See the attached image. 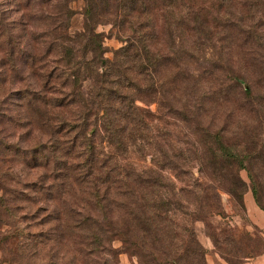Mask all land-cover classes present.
Returning <instances> with one entry per match:
<instances>
[{
    "label": "trees",
    "instance_id": "obj_1",
    "mask_svg": "<svg viewBox=\"0 0 264 264\" xmlns=\"http://www.w3.org/2000/svg\"><path fill=\"white\" fill-rule=\"evenodd\" d=\"M4 1L0 264H193L172 220L264 210V0H84L72 34L70 0Z\"/></svg>",
    "mask_w": 264,
    "mask_h": 264
},
{
    "label": "rangeland",
    "instance_id": "obj_2",
    "mask_svg": "<svg viewBox=\"0 0 264 264\" xmlns=\"http://www.w3.org/2000/svg\"><path fill=\"white\" fill-rule=\"evenodd\" d=\"M69 6L75 12L71 18L69 32L80 30L82 28L83 16L82 8L84 0H70ZM58 4V9H59ZM12 7L6 4L4 0H0V12L5 15V22H10L15 17L12 14ZM108 26L99 28L107 32ZM7 33V32H6ZM104 45L108 48L107 56H111V50L119 47L121 43L115 38H104ZM155 108V104L150 106ZM196 173V170L194 171ZM241 176L248 182L246 172L241 171ZM251 200L254 199L250 189L247 190ZM245 195V194H244ZM221 211L220 214L212 217L211 220H183L181 214L179 220H172L177 224V228L172 231L179 238L187 239L195 237L202 248L201 257H195L196 261L193 264H199L203 261L205 264H240L242 262L254 259L259 255L264 254V226L254 224L247 216L246 207L240 208L237 203L224 192H220ZM255 202V199H254ZM256 203V202H255ZM257 205V204H256ZM191 207L183 209L190 213ZM187 224V225H185ZM190 228L193 233L189 234L183 228ZM120 237H116L113 242L115 247H120ZM214 238L218 239L217 244ZM2 257V249L0 248V259ZM118 264H137L134 257L127 251H123L118 256ZM12 264V263H1Z\"/></svg>",
    "mask_w": 264,
    "mask_h": 264
},
{
    "label": "crops",
    "instance_id": "obj_3",
    "mask_svg": "<svg viewBox=\"0 0 264 264\" xmlns=\"http://www.w3.org/2000/svg\"><path fill=\"white\" fill-rule=\"evenodd\" d=\"M244 203L248 218L256 225L264 226V210H261L254 199L251 200L248 192L244 195ZM240 264H264V254L257 256L254 259L242 262Z\"/></svg>",
    "mask_w": 264,
    "mask_h": 264
}]
</instances>
